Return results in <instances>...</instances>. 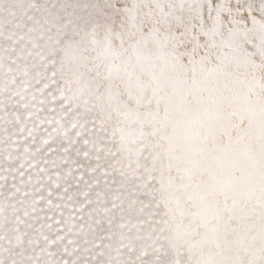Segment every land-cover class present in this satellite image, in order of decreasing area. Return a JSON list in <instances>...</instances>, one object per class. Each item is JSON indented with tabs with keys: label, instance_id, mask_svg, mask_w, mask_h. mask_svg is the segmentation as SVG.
Returning a JSON list of instances; mask_svg holds the SVG:
<instances>
[{
	"label": "snow or ice",
	"instance_id": "obj_1",
	"mask_svg": "<svg viewBox=\"0 0 264 264\" xmlns=\"http://www.w3.org/2000/svg\"><path fill=\"white\" fill-rule=\"evenodd\" d=\"M0 264H264V0H0Z\"/></svg>",
	"mask_w": 264,
	"mask_h": 264
}]
</instances>
